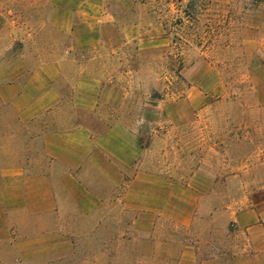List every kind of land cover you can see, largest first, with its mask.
<instances>
[{
	"label": "rangeland",
	"instance_id": "374dc122",
	"mask_svg": "<svg viewBox=\"0 0 264 264\" xmlns=\"http://www.w3.org/2000/svg\"><path fill=\"white\" fill-rule=\"evenodd\" d=\"M117 22L154 23L163 41L147 53L128 43L111 60L124 73L122 105L97 114L69 105L63 114L81 116L95 136L116 123L131 129L144 153L125 179L140 170L167 181L188 211L177 221L131 211L113 202L126 186L113 190L90 171L87 182L106 202L87 217L66 204L74 249L52 264H179L184 256L264 264V240L244 217L264 195V0H0V68L29 71L58 53L94 52L97 42L75 37L99 38ZM16 118L0 104V163L47 171L41 134L59 125L47 118L21 128Z\"/></svg>",
	"mask_w": 264,
	"mask_h": 264
},
{
	"label": "crops",
	"instance_id": "0c3cea01",
	"mask_svg": "<svg viewBox=\"0 0 264 264\" xmlns=\"http://www.w3.org/2000/svg\"><path fill=\"white\" fill-rule=\"evenodd\" d=\"M156 29L154 23L145 28L117 22L101 28L99 38L75 37L77 45L97 42L100 49L94 52L58 53L51 62H40L29 71L0 68V104L15 112L19 127L37 121L47 124V118L59 125L41 134V154L51 165L47 171L29 174L22 162L0 163V264H52V257L74 249L63 226L66 204L79 217H87L101 211L106 202L87 182L90 171L113 190L126 186L125 195L113 202L131 211L176 221L188 211L186 205H177V195L164 189L167 181L140 170L125 179L123 170L137 165L144 153L131 129L116 123L95 136L81 116L63 114L69 105L73 112L84 114L122 105L119 79L124 73L111 60L128 43L138 44L140 53L156 47L163 41ZM72 119L81 121L66 126ZM58 168L61 173L56 174ZM253 201L244 217L250 233L264 240V195ZM179 264H195V259L184 256Z\"/></svg>",
	"mask_w": 264,
	"mask_h": 264
}]
</instances>
